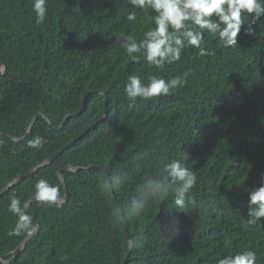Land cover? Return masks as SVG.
<instances>
[{
  "label": "trees",
  "instance_id": "trees-1",
  "mask_svg": "<svg viewBox=\"0 0 264 264\" xmlns=\"http://www.w3.org/2000/svg\"><path fill=\"white\" fill-rule=\"evenodd\" d=\"M33 0H0V134L30 135L12 143L0 139V191L80 137L52 164L0 197V260H7L35 225L25 204L40 180L65 191L59 205L39 201L28 215L37 235L9 264H219L245 250L264 264V217L249 193L264 184V16L235 46L205 32L199 56L188 47L181 59L162 68L124 45L139 42L155 25L150 9L129 0H46L44 22L36 23ZM129 14L135 19L129 20ZM249 19H245L247 24ZM196 26H193V30ZM182 38V37H181ZM186 43V41H185ZM183 76L185 84L167 96L127 99L129 75ZM40 140L37 147L31 141ZM173 162L195 175L180 196L168 168ZM106 170L109 180L104 172ZM13 199L18 210H10ZM179 201V202H178ZM14 233V234H10Z\"/></svg>",
  "mask_w": 264,
  "mask_h": 264
},
{
  "label": "clouds",
  "instance_id": "clouds-1",
  "mask_svg": "<svg viewBox=\"0 0 264 264\" xmlns=\"http://www.w3.org/2000/svg\"><path fill=\"white\" fill-rule=\"evenodd\" d=\"M134 8L150 9L155 15L151 20L155 27L144 32V39L139 42L127 37L124 45L127 54L135 62L142 56L149 65L162 68L165 62L171 64L181 59L182 51L188 47L198 49L199 56L211 53L202 45L205 32L216 34L225 47L235 46L242 27L245 34H250L255 24L264 16V0H129ZM46 0H33L36 23H42L46 17ZM249 22L246 24L245 19ZM129 20L135 15L129 14ZM193 26L196 29L193 30ZM182 37V38H181ZM186 41V43H185ZM137 53L140 56L136 55ZM183 76L171 79L151 77L145 84L138 75H129L125 84L127 99L135 102L137 98L148 100L167 96L171 91L185 84ZM40 140L31 141L30 147H37ZM170 175L180 184L176 192L183 196L195 184V175L178 162L168 166ZM36 199L54 202L58 198V189L40 180L36 185ZM250 202L259 206L258 211L250 215L264 217V184L249 193ZM179 202V201H178ZM18 201L13 199L10 210H18ZM14 234V233H10ZM256 254L245 250L229 255L219 264H255Z\"/></svg>",
  "mask_w": 264,
  "mask_h": 264
},
{
  "label": "water",
  "instance_id": "water-1",
  "mask_svg": "<svg viewBox=\"0 0 264 264\" xmlns=\"http://www.w3.org/2000/svg\"><path fill=\"white\" fill-rule=\"evenodd\" d=\"M7 74V67L5 65V63L0 59V76H5ZM98 94L102 95L103 98H104V104H105V112H104V115L103 117L97 122L95 123L94 125H92L87 131H85L80 137L74 139L73 141H71L70 143H68L63 149H60L59 151H57L54 155L50 156L48 159H46L45 161H43L40 165H38L37 167L31 169L30 171L16 177L14 180H12L10 183H8L1 191H0V197L2 195H4L5 193H7L12 187H14L15 185H17L19 182H21L22 180L28 178L29 176L37 173L40 169H43L45 167H47L48 165L52 164L59 156H61L63 154V152L70 148L76 141H78L79 138L83 137L84 135H86L88 132H90V130L94 129L99 123H101L102 121H104L107 117V113H108V110H107V94L103 91H99ZM87 97V96H86ZM84 98L83 100V104H82V107L80 109V111H78V113L76 114H73V115H67L62 124L59 126V127H56L54 124H52V122L50 121L49 118H47L46 115L44 114H36L32 120V123L30 124V127H29V130L28 132L26 133V135L24 137H21V138H13V137H10V136H7V135H3V134H0V139L2 140H5V141H8V142H14V143H18L20 141H23L25 140L31 133L35 123L40 120V119H44L46 120L49 125L52 127V129L54 131H61L65 124L67 123V121L71 118V117H77L79 116L82 111H83V107L85 105V102H86V99L87 98ZM81 169H84L83 167H72V166H68L66 168H63L61 169L59 172H58V178L60 180V183L65 191V194L63 197H58L56 201H54V203L56 204H59V205H63L67 202L68 200V191H67V187L65 185V181H64V178H63V174L65 172H77ZM104 170V169H103ZM108 180H109V183H110V177L109 175L107 174L106 170H104ZM40 200H37L36 197H33L32 199H30L24 206L23 208V212H24V215H25V219L29 222V223H32L35 225V228L33 229L32 232H30L28 234L27 237H25V239L22 241V243L18 246V248L12 253V255L7 259V260H0V264H9L11 263L13 260H15L20 254L22 251H24V249L26 248V246L28 245V243L37 235V233L39 232V228H40V225H39V222L31 217L30 215H28V209L29 207L33 204V203H36V202H39ZM125 228V234H126V237H127V242H128V252L125 256V259H124V263H126L127 261V258L129 257L132 249H133V239L131 237V235L128 233V230H127V227L126 225L124 226Z\"/></svg>",
  "mask_w": 264,
  "mask_h": 264
}]
</instances>
